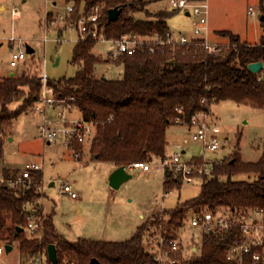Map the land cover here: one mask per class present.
Instances as JSON below:
<instances>
[{"label": "trees", "instance_id": "obj_1", "mask_svg": "<svg viewBox=\"0 0 264 264\" xmlns=\"http://www.w3.org/2000/svg\"><path fill=\"white\" fill-rule=\"evenodd\" d=\"M84 1L83 13L96 5L101 8L97 25L99 34L106 40L119 39L122 35L142 38L134 53L119 56L123 76L111 80L94 74L95 67L101 63L93 53L99 40L91 34H78L71 57L78 67L75 75L49 80L56 98L76 106L82 119L94 125L90 150L96 159L112 163L115 168L137 161L164 159L167 127L175 124L174 118L179 116L188 122L193 114L208 113L220 101L232 100L264 109V68L254 73L248 67L257 61L264 64V36L249 43L229 31H221L230 38L229 44L219 52L209 53L199 44L200 40L185 45L167 43L171 31L168 18L179 9L150 12L148 6L158 0ZM114 7H121L122 12L110 21L108 10ZM82 14L77 9L74 19L77 21ZM40 93L39 73L24 71L0 80V159L4 154V136L12 129L13 121L34 106ZM15 102L20 104L11 109ZM70 149L81 151L82 144L75 141ZM0 176L4 178L0 182V233L8 232V243L12 246L18 243L23 261L55 244L58 264L64 260L67 264H161L156 253L144 246L146 233L159 232L165 241L161 247L169 252L166 241L179 238L178 230L189 212L198 214L224 208L244 213L264 209V154L257 161H244L239 142L228 157L215 160L210 171L202 175L201 189L195 198L146 221L125 241L87 238L67 241L57 234L52 215L43 217L41 237L25 235L22 231L17 234V227H24L30 211H42L39 190L42 172L33 171L30 183L16 186H10L9 182L18 179L20 170L4 168ZM182 182L178 172L166 167L165 194L180 188ZM237 235L238 228L203 233L199 253L189 258L182 251L170 255L177 260L175 264H237L226 259V250ZM48 264H52L49 257Z\"/></svg>", "mask_w": 264, "mask_h": 264}, {"label": "rangeland", "instance_id": "obj_2", "mask_svg": "<svg viewBox=\"0 0 264 264\" xmlns=\"http://www.w3.org/2000/svg\"><path fill=\"white\" fill-rule=\"evenodd\" d=\"M208 4V29L199 37L210 43L229 44L230 38L221 31H229L240 37L242 42H258L264 36V0H206ZM68 6L73 11L68 12ZM84 0H0V80L22 72L40 73L46 70L49 79L72 77L78 67L71 62L72 49L78 39L74 13L84 12ZM252 8L254 14L248 13ZM150 12L172 10L170 0H158L148 6ZM91 12L87 9L86 15ZM143 17L144 14H139ZM198 17L192 12L179 10L168 18L171 33L175 39L181 35L197 37L194 33ZM49 40L44 42V38ZM61 37L62 41L55 39ZM27 46L34 49L26 60L18 66H11L12 53ZM114 45L99 40L93 53L101 59L95 67L97 78L120 79L124 68L118 59L112 58ZM46 59V64L44 63ZM20 102L10 105L16 108ZM1 107V106H0ZM34 105L29 111L20 114L12 129L4 136V154L0 159L2 169L21 170L27 163L41 166L42 188L41 215H52L57 234L70 242L80 238L102 241H125L130 239L146 221L162 215L178 204L195 198L201 189L202 180L182 182L165 194L163 190L164 172L155 168L157 159L151 161L150 171L137 169L131 172L132 178L119 188L109 184V176L115 169L112 163L96 159L91 150V141L82 142V150L74 152L60 141L45 143L40 137L38 126L42 114ZM72 110V109H70ZM61 109L49 112L54 115ZM69 120L81 119L78 110L66 111ZM209 119L222 130L223 147L216 152L205 151L193 141L186 124L170 123L167 127V153L181 152L182 160L206 155L210 160L228 157L239 142L240 154L244 161H257L264 154V109L247 104L224 100L212 105ZM195 161L198 159L194 157ZM174 170L172 166H168ZM112 169V170H111ZM175 171V170H174ZM53 182V185L51 183ZM69 183L76 198L62 189ZM195 215L189 212L184 225L178 230L185 258L192 256L193 247L200 252L202 231L191 225ZM8 225L10 223L8 222ZM22 234L28 235L27 230ZM8 232L0 233V245L8 243ZM162 235L152 230L146 233L144 246L158 252ZM7 264H20L18 243H13L9 255L0 257ZM63 264H67L64 260Z\"/></svg>", "mask_w": 264, "mask_h": 264}, {"label": "built area", "instance_id": "obj_3", "mask_svg": "<svg viewBox=\"0 0 264 264\" xmlns=\"http://www.w3.org/2000/svg\"><path fill=\"white\" fill-rule=\"evenodd\" d=\"M173 9L184 10L190 14L192 12L198 17L195 22L194 33L197 37L188 38L181 35L179 39H175L171 33H168V44L185 45L194 43L200 40L199 44L209 53L219 52L227 44L210 43L207 39L199 37L208 29V4L206 0H170ZM73 11V6H68V12ZM101 8L96 5L91 7V12L86 15L83 13L76 23L78 34L82 36L91 34L94 38L103 41H109L114 45L112 49V58H119L123 54H132L136 46L141 42L142 38L136 35H122L119 39L106 40L105 37L99 34L98 22L101 15ZM248 13L254 14L252 8H249ZM48 38H44V42H48ZM55 41H62L61 37H57ZM27 51L20 49L12 53L10 65L18 66L20 62L26 60ZM46 64V59H44ZM41 79V93L39 100L34 104L36 110L42 114V121L38 126L40 137L45 143H53L60 141L66 148L71 147L73 142L82 143L84 141H92L95 136V127L92 123L81 119L69 120L65 112L78 110L73 104L65 103L56 98L54 89L49 85V76L46 70H41L39 73ZM73 99V98H71ZM56 108L61 109L55 112L52 116H48L49 112L55 111ZM72 109V110H70ZM48 114H47V113ZM175 124H186L191 131V138L193 141L200 143L205 151L216 152L223 147L222 130L211 119L206 112L195 113L191 116L190 121H185L181 117L174 118ZM181 152H174L172 155H166V158H158V162L154 165L155 168L165 172L166 167L172 166L176 172L182 176L183 182L190 183L195 179H202V175L208 173L212 168L215 160H210L206 155L194 156L198 159L195 161L194 157L189 160H182ZM201 162V163H199ZM152 167L151 162H133L125 166L126 170L131 173L137 169L143 171H150ZM41 170V166L37 163H27L24 168L20 170V176L15 181H10V186H16L21 183L31 182V175L33 171ZM4 178L0 176V182ZM62 189L72 198L77 197V193L73 191L69 183H64ZM42 193V188L39 186ZM27 221L23 230H27L28 235L32 237H41L43 232V216L35 210L30 211L27 216ZM191 225L199 227L203 233H217L230 231L233 228H238V235L234 242L230 244L226 250V259L237 264H259L264 261V209L255 208L244 213H235L228 209H218L216 211L205 210L195 214L191 219ZM165 243L164 238L160 241L159 251L156 253V259L161 264H175L177 260L171 257V253L183 252V245L181 240L170 239L166 241L168 251L162 249ZM9 244V243H6ZM6 244L0 245V257L9 255L6 251ZM198 248L193 247V253H197ZM185 257V256H184ZM0 264H7L3 259H0ZM20 264H48L47 249L30 257L27 261H23L20 257Z\"/></svg>", "mask_w": 264, "mask_h": 264}, {"label": "water", "instance_id": "obj_4", "mask_svg": "<svg viewBox=\"0 0 264 264\" xmlns=\"http://www.w3.org/2000/svg\"><path fill=\"white\" fill-rule=\"evenodd\" d=\"M122 12L121 7H114L108 10V19L110 21L116 19L120 13ZM189 15V13L187 12ZM263 19V16L261 17ZM34 52V49L30 46H27V53L32 54ZM249 69L254 72V73H259L263 70L264 64L262 61H257V62H252L248 65ZM13 75V73H11ZM132 178V174L129 173L125 166H119L116 167L110 174L109 176V184L113 188H119L126 180ZM53 185V183L51 184ZM23 231V227H17L16 233L18 234L19 232ZM6 251L10 252L13 248L11 244H6L5 246ZM47 253L48 257L51 261L52 264H58V254H57V249L55 244H49L47 247ZM96 260H92V263L95 262Z\"/></svg>", "mask_w": 264, "mask_h": 264}, {"label": "crops", "instance_id": "obj_5", "mask_svg": "<svg viewBox=\"0 0 264 264\" xmlns=\"http://www.w3.org/2000/svg\"><path fill=\"white\" fill-rule=\"evenodd\" d=\"M114 168H115V167H114ZM111 170H112V169H111ZM52 183H53V182H52ZM52 183H51V184H52Z\"/></svg>", "mask_w": 264, "mask_h": 264}]
</instances>
